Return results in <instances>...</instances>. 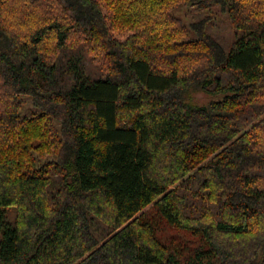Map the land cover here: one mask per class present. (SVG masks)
<instances>
[{
    "label": "trees",
    "instance_id": "16d2710c",
    "mask_svg": "<svg viewBox=\"0 0 264 264\" xmlns=\"http://www.w3.org/2000/svg\"><path fill=\"white\" fill-rule=\"evenodd\" d=\"M0 264H264V0H0Z\"/></svg>",
    "mask_w": 264,
    "mask_h": 264
},
{
    "label": "rangeland",
    "instance_id": "374dc122",
    "mask_svg": "<svg viewBox=\"0 0 264 264\" xmlns=\"http://www.w3.org/2000/svg\"><path fill=\"white\" fill-rule=\"evenodd\" d=\"M186 9H189V7H181L180 11H178V14L181 15L186 21H188ZM192 95L194 97V100L201 105L207 103L211 99V96L205 92H193Z\"/></svg>",
    "mask_w": 264,
    "mask_h": 264
}]
</instances>
